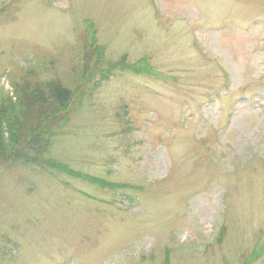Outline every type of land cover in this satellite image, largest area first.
I'll list each match as a JSON object with an SVG mask.
<instances>
[{"label": "rangeland", "instance_id": "374dc122", "mask_svg": "<svg viewBox=\"0 0 264 264\" xmlns=\"http://www.w3.org/2000/svg\"><path fill=\"white\" fill-rule=\"evenodd\" d=\"M95 45L162 74L110 69L38 160ZM1 105L0 264H264V0H0Z\"/></svg>", "mask_w": 264, "mask_h": 264}, {"label": "trees", "instance_id": "16d2710c", "mask_svg": "<svg viewBox=\"0 0 264 264\" xmlns=\"http://www.w3.org/2000/svg\"><path fill=\"white\" fill-rule=\"evenodd\" d=\"M85 38L87 39V41H85L86 49L88 50V52H90V47L88 45V42L89 43L94 42L93 33H88ZM92 48H95V49H93L94 52H92L91 54L94 56V59H95L94 65H95V68L98 69V71H96L95 74L92 71L89 72V75L84 80L85 83L79 88V90H77L75 93H73L74 95H73V97H71V99H70V92L68 91L67 87L64 86L63 89L62 88L54 89L53 95H54V99L56 100L55 102L59 103L58 108L63 110V112L59 116V119L57 120V122H55L56 124H53L54 126H52V127L47 126L44 128L45 133H44L43 138H41L39 136V134H36L34 137V140L36 138L38 143L34 141V144L29 146L28 150L29 149H31V150L36 149L37 152H35V157L38 160H42L45 158L46 153L48 152L50 146L52 145L53 138L57 135V130H61L69 122L71 113L73 112V109L75 107V103H78V102L81 103V100L83 98L85 99V97L89 96L91 94V92L93 93L94 88L99 87V85H101L102 80L106 79L109 76L110 69L115 71L116 69H119V68H117L118 65H121L122 69L128 68V66H131L129 70H131L134 73L143 74V75H151L153 77H155V76L160 77L161 73L152 69L149 64L145 63V61H142V60H137L136 62L132 63V62H129L128 60H126L125 57H123L121 60H118V64H106V65H105V63L102 64L101 63L102 55L100 54V52L102 51V47L95 45L94 47L92 46ZM112 70L110 71V74H111ZM26 84H27V82H26ZM36 90L37 89L35 88L32 91H36ZM33 95L34 96L31 97V99H34V100L36 99L35 101L32 102L35 108L36 107L43 108V106H46V104L49 103V101H50V100H48V98H45L46 96H43L38 91H37V93H33ZM38 108H36V109H38ZM0 111H2V112H0V114H1L0 117L2 118L0 120V124H1L0 129H1L4 123L7 124L8 110L4 109L3 106L1 105ZM25 119H26V117H25ZM21 122L22 123L26 122L25 128H27V129H29L27 127L28 125L31 126L30 118L26 119V121L23 120V118H22ZM0 131H2V130H0ZM29 133H31L32 135L35 134L34 132H29ZM24 138L25 137L23 136L22 139H24ZM26 152H28V151H26ZM26 155H27V153L24 154V157ZM47 162H49L54 167L56 166L57 172L63 173L65 171V172H67L66 174L68 176L72 175L73 177H75L76 173L77 174H83L81 177L80 176H76V177H80V179H83V181L85 180L91 184H94L93 182L95 181V177L90 176L87 173H78L80 171L75 170L73 168H70L66 164L54 161L50 158H48ZM96 181L99 182L100 185L99 184H97V185H99L100 188L107 187L108 189L112 188L114 190H118L121 187V185H119V184L118 185H112V184L107 183L103 179H99V178L96 179ZM223 234H224V228H222L219 231V236L222 237ZM250 262H251V260L250 261H244L242 264H250ZM165 264H167V263H165Z\"/></svg>", "mask_w": 264, "mask_h": 264}]
</instances>
